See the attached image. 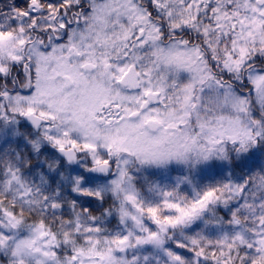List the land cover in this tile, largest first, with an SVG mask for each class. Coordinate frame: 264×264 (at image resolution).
Returning a JSON list of instances; mask_svg holds the SVG:
<instances>
[{"label":"snow or ice","instance_id":"1","mask_svg":"<svg viewBox=\"0 0 264 264\" xmlns=\"http://www.w3.org/2000/svg\"><path fill=\"white\" fill-rule=\"evenodd\" d=\"M0 264H264V0H0Z\"/></svg>","mask_w":264,"mask_h":264}]
</instances>
